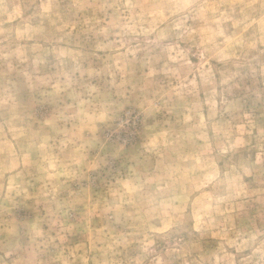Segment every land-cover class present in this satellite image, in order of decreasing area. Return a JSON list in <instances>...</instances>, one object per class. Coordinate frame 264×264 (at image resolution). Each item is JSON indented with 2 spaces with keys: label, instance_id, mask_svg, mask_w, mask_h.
I'll return each instance as SVG.
<instances>
[{
  "label": "rangeland",
  "instance_id": "rangeland-1",
  "mask_svg": "<svg viewBox=\"0 0 264 264\" xmlns=\"http://www.w3.org/2000/svg\"><path fill=\"white\" fill-rule=\"evenodd\" d=\"M0 264H264V0H0Z\"/></svg>",
  "mask_w": 264,
  "mask_h": 264
}]
</instances>
